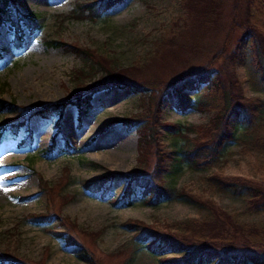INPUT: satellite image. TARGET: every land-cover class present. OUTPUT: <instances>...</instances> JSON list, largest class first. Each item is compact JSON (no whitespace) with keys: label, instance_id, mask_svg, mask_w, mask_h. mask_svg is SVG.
<instances>
[{"label":"rangeland","instance_id":"1","mask_svg":"<svg viewBox=\"0 0 264 264\" xmlns=\"http://www.w3.org/2000/svg\"><path fill=\"white\" fill-rule=\"evenodd\" d=\"M86 1L16 0L23 14L37 17L40 29L33 34L25 31L21 47L15 45L9 26L1 30L0 89L4 92L0 94L8 101L14 100L18 108L12 114L0 116V127L26 121L28 114L22 111L25 107H44L77 93L74 73L86 68V60L62 48L48 46V42L63 41L97 48L125 68L153 53L154 42L180 30L175 56L165 57V61L157 65L159 68L153 66L144 75L164 80L212 62L218 69L221 61L215 57L223 51L233 52L242 37L234 21L243 20L247 0H222L220 8L214 9L215 21L203 30L205 19L200 16L208 15L209 9L205 2L193 6L189 0L188 3L187 0H124L103 18L92 21L77 18L79 7ZM160 43L159 53L169 55L171 52L164 40ZM192 44L194 49H187ZM240 53L243 57L237 77L242 82L241 92L248 97L264 98V81L248 58L249 47L241 46ZM222 67L225 70L224 63ZM235 73H223L227 85ZM150 89L143 95L120 88L98 92L92 102L93 110L87 114L68 107L61 118L45 120L34 116L28 119L32 140L25 145L20 144L25 128L16 138L7 133L0 143L1 250L17 249L20 256L35 263L95 264L86 251L88 246L99 264H160L158 258L136 246L134 238L138 230L127 228L131 221L148 224L158 221L162 225L193 221L189 225L199 223L203 231L213 232L214 227L204 223L208 214L198 202L176 200L149 206L138 192L130 207L117 208L112 204L124 196L128 187L126 178L114 174H125L137 166L141 128L146 124L152 126V121L131 127L126 124L127 118L141 113L140 105L145 95L151 94ZM184 94L194 96L189 90ZM163 112L166 122L187 126L204 125L211 117L196 109L182 113L174 109L167 98ZM158 131L165 133L161 127ZM259 134L264 136V127ZM166 139L165 148L171 157V186L186 189L204 200L210 199L220 211L233 216L236 213L244 223L264 224V215L249 213L242 198L219 193L207 181L216 172L226 177H264V156L255 157L251 150L250 155L243 151L247 135H238L239 141L228 146V155L218 165L200 170L175 163L182 141L174 144L169 136ZM67 143L73 148L71 152L57 151L65 149ZM52 144L56 148L48 152ZM154 152L153 148L149 156L150 169L156 161ZM65 170L69 172L70 183L63 192L68 201L62 207L60 218L53 217L50 224L42 226L28 224V216L60 209V200L56 199L55 205H51L41 181L53 184V191H57ZM103 180L109 188L104 194L85 188L87 182ZM71 222L76 225L75 233L69 225ZM69 230L77 243L66 241L69 234L56 236Z\"/></svg>","mask_w":264,"mask_h":264},{"label":"trees","instance_id":"2","mask_svg":"<svg viewBox=\"0 0 264 264\" xmlns=\"http://www.w3.org/2000/svg\"><path fill=\"white\" fill-rule=\"evenodd\" d=\"M123 1L87 0L79 7L77 18L97 21ZM190 2L193 6L203 2L209 5L208 15L200 16L205 19L203 30L215 21L214 9L216 6L220 8L222 0H189ZM234 23L235 28L242 32V37L233 52L223 51L215 57V60L221 61L220 68L215 69L212 62L204 67L184 70L175 77L164 80L154 76L151 79V76L144 74L153 66L159 68L157 65L165 61V57L175 56L177 50L175 42L180 30L171 32L169 36L154 42L153 53L125 68L97 48L83 47L78 43L67 44L63 41L48 42V46L62 48L86 60V68L76 70L74 73L78 86L77 93L68 94L64 100L44 107L23 108V113L28 114L27 120L9 127H0V143L6 138L7 133L16 138L24 128L26 135L20 144L25 145L30 142L32 134L29 131L28 119L34 116L45 120L55 116L61 118L68 107H75L85 114L89 113L93 110L92 102L98 92L120 88L130 89L135 94L143 95L151 88L149 90L151 94L145 95L140 105L141 113L126 119L129 127L139 122L150 121L152 126L146 124L141 128L137 166L125 174H114L115 177L126 178L128 187L124 196L120 200L112 201V204L117 208L130 207L134 204L133 200L136 199L138 192L149 206H158L176 200L198 202L202 210L208 214L204 223L208 222L214 228L212 233H207L202 230L199 223L189 225L193 221L183 222L180 225H162L158 221L148 224L135 220L127 224V228L131 231L138 230L137 237L134 238L136 246L158 258L160 264H264V224L244 223L239 220L238 214L235 213L233 216L226 211H220L210 199L204 200L186 189H177L171 186L169 181L172 169L169 166L170 152L165 148L168 136L175 141L174 144L178 140L182 141L179 159L175 163L187 164L197 170L218 165L228 155V146L239 141L240 133L248 136L243 151L251 150L255 157L259 154L264 156V136L258 135L260 129L264 127V98L248 97L241 92L242 82L237 77V70L242 64L243 57L240 47L248 46V58L264 81V0H247L243 20L238 22L237 18ZM5 26H9L13 32L14 43L19 47L25 31L33 34L40 29L37 17L33 14H23L17 8L16 0H0V36ZM162 40L171 52L169 55L162 56L159 53L158 46ZM194 47L195 45L192 44L187 49L193 50ZM1 58L0 54V60ZM224 72L235 73L228 85L222 77ZM186 90L192 91L194 96H185ZM0 92H4V89L1 88ZM165 98L174 109L182 113L196 109L210 114L211 117L206 124L198 126L166 122L163 120ZM17 108L14 100L8 101L0 94V116L12 114ZM144 111L145 115H143ZM160 127L164 128L165 133L158 131ZM55 148L56 145L52 144L48 147V152ZM153 148L156 161L153 169H150L149 156ZM72 150L73 148L67 143L65 149L57 151L63 153ZM250 152L247 155H250ZM207 181L209 186L219 193H231L235 197L242 198L249 213L264 215V177L259 179L226 177L216 172L212 173ZM69 183L68 170H65L64 177L59 180L57 191H53V184L41 181L42 190L48 195L51 205H55L56 199L60 200V209L57 210L58 212L28 216V224L42 226L50 224L53 217L60 218L62 207L68 201V196L63 192ZM85 188L93 193L104 194L109 191L104 180L87 182ZM69 225L75 233L76 225L72 222ZM68 234L70 235V230L56 236L65 237ZM93 240L95 241V238ZM66 241L69 244L77 243L72 235L68 236ZM86 249L93 262L99 264L94 252L88 246ZM0 264L45 263H35L23 258L18 254L17 249L12 251L0 249Z\"/></svg>","mask_w":264,"mask_h":264},{"label":"snow or ice","instance_id":"3","mask_svg":"<svg viewBox=\"0 0 264 264\" xmlns=\"http://www.w3.org/2000/svg\"><path fill=\"white\" fill-rule=\"evenodd\" d=\"M5 190H7V189H5Z\"/></svg>","mask_w":264,"mask_h":264}]
</instances>
